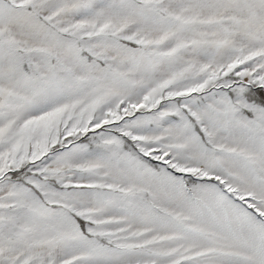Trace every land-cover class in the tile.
Masks as SVG:
<instances>
[{
	"label": "snow or ice",
	"instance_id": "obj_1",
	"mask_svg": "<svg viewBox=\"0 0 264 264\" xmlns=\"http://www.w3.org/2000/svg\"><path fill=\"white\" fill-rule=\"evenodd\" d=\"M0 264H264V0H0Z\"/></svg>",
	"mask_w": 264,
	"mask_h": 264
}]
</instances>
